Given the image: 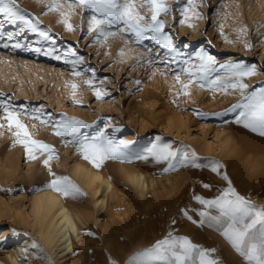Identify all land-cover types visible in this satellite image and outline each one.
Masks as SVG:
<instances>
[{
    "label": "rangeland",
    "instance_id": "obj_1",
    "mask_svg": "<svg viewBox=\"0 0 264 264\" xmlns=\"http://www.w3.org/2000/svg\"><path fill=\"white\" fill-rule=\"evenodd\" d=\"M16 2L24 14L35 18L37 31L0 13V103L16 110L17 119L26 126L32 140L48 144L54 151L47 166L43 161L48 153L34 151L36 159H30L24 146L16 142L25 138L14 135L17 129H9L7 113L0 109V251L2 246L12 247L15 241L28 239L34 241L27 246L33 252L26 256L29 260L37 264L54 261L34 231L31 211L32 196L54 178L51 171L55 176L67 177L83 193L67 197L59 193L69 208L84 215L80 233L72 235L70 264H134L147 259L139 254L153 249L169 234L209 250V258L218 264H249L214 225L209 226L207 217L198 215L204 211L216 216L218 211L205 208L193 197L215 199L228 187V182L221 179L226 174L240 196L258 208L264 207V136L235 123L240 109L232 106L243 103L239 89L201 88L195 80L189 83L185 74H180L177 82V72L184 60L189 61L190 68L198 65L197 53L205 52L215 58L217 68L209 79L220 76L228 81L231 78L220 66L243 63L255 65V74L243 78L247 91L264 86V0H194V6L188 0H165L169 11L158 19L164 22V31L179 52L176 60L169 57L167 64L161 63L166 50L150 39L138 45L126 34L118 33L107 41L98 40L95 33L88 32L90 13L70 7L71 0H55L60 5L55 11L48 8L53 0ZM139 11L147 18L141 23L150 20V11ZM121 49L123 55L119 54ZM70 50L83 58L75 66L80 75H75L73 65L66 62L73 58ZM185 84L187 88L182 87ZM72 85H76L75 90ZM97 90L101 99L94 94ZM35 109H40L42 118H49V126L21 114V110L34 113ZM62 116L88 125L81 134L103 130L108 136L114 134L116 139L128 141L133 154L142 153L159 138L189 157L194 153L196 163L218 161L221 175L190 164L164 173L166 164L151 158L105 160L97 168L68 142L71 137L54 135L51 121ZM239 132L255 141V150L228 162L222 144L228 135L239 140L235 135ZM76 161L111 178L114 187L103 209L93 205L90 189L73 171ZM250 165L254 167L250 169ZM256 167L262 169L257 171ZM131 171L144 174L148 182L144 194L127 176ZM17 230L20 234L15 236ZM134 232L138 234L135 241ZM112 235L116 239L109 246L116 248L115 255L108 249L107 240Z\"/></svg>",
    "mask_w": 264,
    "mask_h": 264
},
{
    "label": "snow or ice",
    "instance_id": "obj_2",
    "mask_svg": "<svg viewBox=\"0 0 264 264\" xmlns=\"http://www.w3.org/2000/svg\"><path fill=\"white\" fill-rule=\"evenodd\" d=\"M188 4L194 6V0H188ZM73 5L90 13L87 21L88 32L95 33L98 40L107 41L109 37H114L118 33L126 34L135 44L139 45L150 39L160 48L166 50L165 59L161 63L167 64L169 57L175 61L179 56L178 50L173 45L172 37L164 31V22L158 19L161 13L167 14L169 11L165 0H71L69 6ZM59 7L60 5L55 0L48 5L50 11H55ZM141 8H146L151 13L150 20L145 23H141L147 19L139 11ZM0 13H3L13 22L19 21L26 28L37 31L36 25L33 23L35 18H29L24 14L16 0H0ZM181 23L184 21L181 20ZM66 27L71 30L70 25H66ZM113 28H116L117 31H111ZM40 35L47 37L45 32H41ZM148 51L150 54L151 49ZM119 54L123 55V49ZM69 55L73 58L66 62L73 65L75 75H80L79 72L75 71V66L83 58L71 50ZM57 58L59 59V57ZM197 59L200 63L191 68L188 67V60L182 62V66L177 72V82H179L180 74H185L189 77V83L195 80L201 88L207 87L210 90L215 88L239 89L243 103L238 102L232 106L233 109H240L235 123L242 124L250 131L264 136V86L248 92V85L243 82L244 77L255 74V65L248 66L243 63L221 65L220 67L225 69L227 76L231 78L224 81L220 76L209 79L211 74L217 71L214 57L201 52L197 53ZM86 83L91 86V81ZM71 87L75 90L76 85ZM182 87L187 88L188 85L185 84ZM94 94L97 99L102 98L99 90L95 91ZM184 94L188 95L187 92ZM0 109L7 113L5 120L9 129L13 126L17 129L14 135L18 138L21 136L25 138L17 139L16 142L24 146L26 155L30 159H36V156L33 155L34 151L48 153V159L43 161L44 165L47 166L49 160L52 159L51 153L54 151L52 147L41 141L31 139V134L27 131L26 126L17 119L14 108L10 109L8 105L0 103ZM21 114H27L30 119L37 120L46 127L49 126V118H42L40 109H35L34 113H26L21 110ZM2 126L0 125V127ZM50 126L54 135L61 138L71 137L68 142L74 144L83 158L97 168L105 160L131 161L133 159L148 160L151 158L155 163L166 164V167L163 168L164 173L176 171L179 167H186L190 164L193 168L208 167L213 173L221 175L219 169L222 165L218 161L210 160L207 165L196 163L194 153L192 157H189L187 152L173 149L170 143H162L159 138L142 153L133 154L129 151V142L116 139L114 134L108 136L103 130L93 135L81 134V129L88 127V125L75 118L62 116L60 120H52ZM49 174L54 178L47 187L53 191L66 197L83 195L67 177L55 176L51 171ZM221 179L228 182V187L224 188L215 199L206 200L201 196L193 197L205 208L216 209L219 215L212 216L204 211L199 212L198 215L202 218L207 217L209 226L214 225L216 230L238 253L245 257L249 264H264V207L258 208L240 196L232 187L226 174L221 175ZM203 187L208 188L209 185L204 184ZM185 216H187V212H185ZM187 218L191 219L190 216ZM203 222L202 219L200 223ZM88 235L93 234L88 233ZM139 256L147 259L136 260L134 264H152L154 261H159L160 264H218L216 260L209 258V250L201 249L184 237H171V234H169V238L158 241L153 249L142 252ZM109 264H115V262L110 261Z\"/></svg>",
    "mask_w": 264,
    "mask_h": 264
},
{
    "label": "bare ground",
    "instance_id": "obj_3",
    "mask_svg": "<svg viewBox=\"0 0 264 264\" xmlns=\"http://www.w3.org/2000/svg\"><path fill=\"white\" fill-rule=\"evenodd\" d=\"M235 135L239 140L228 135L225 137L222 144L224 148L222 154L228 162H231L234 157H240L245 153H250V151L255 150V147L252 145L255 141L251 140L252 138L244 136L245 134L241 132ZM247 156L249 157V155ZM243 164L241 166H243ZM237 165L239 166V164ZM251 167L254 166L250 165L249 168L251 169ZM233 168L235 167L233 166ZM72 169L80 181L90 189L93 198V205L98 210L103 209L106 204V196L114 187L111 178L100 172L98 169L93 168L91 165L80 163L78 161L74 162ZM261 169L257 168L256 170L260 171ZM239 172L242 171L239 170ZM127 176L132 183L139 186L142 194H144L148 185L144 174L139 171H131ZM153 192L156 193V191ZM31 211L33 214L32 226H34V231L49 252L53 254L54 261H50L48 264H70L69 259L71 256L70 252L72 251V235L76 237L80 233L79 223L84 221V215L79 211H73L69 208L61 195L49 187L42 188L32 196ZM96 219L99 220V217H96ZM26 221L28 220L22 219V222ZM103 231L104 230H102V232ZM19 234L20 231L17 230L15 236H18ZM137 236L138 234L134 232L132 234V239L135 241ZM196 236L199 237V233H196ZM111 237L112 238H108L107 240L108 249L114 253L116 248H110L109 243L116 238H114L113 235ZM32 243H34V241L31 242L28 239H25L23 243L15 241L12 247L2 246L3 250L0 251V264H37L27 258L29 254L32 255L33 253L27 249V246ZM74 264H81V261H76Z\"/></svg>",
    "mask_w": 264,
    "mask_h": 264
}]
</instances>
